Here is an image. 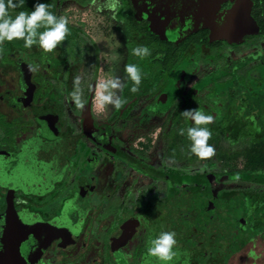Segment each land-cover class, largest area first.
Returning <instances> with one entry per match:
<instances>
[{
    "label": "flooded vegetation",
    "instance_id": "af4514ba",
    "mask_svg": "<svg viewBox=\"0 0 264 264\" xmlns=\"http://www.w3.org/2000/svg\"><path fill=\"white\" fill-rule=\"evenodd\" d=\"M63 1L26 0L23 6L31 12L41 2L55 14ZM120 5L114 18L124 31L120 64L138 65L142 82L131 92L124 72L127 86L120 95L126 102L106 122L91 113L99 50L85 25L78 26V11L68 20L65 41L52 52L25 48L18 39L0 44V264H164L147 253L149 240L163 231H174L177 241L167 264H231L240 257L239 264H264V147L260 161L241 168L219 171L203 162L196 170L187 165L174 170L167 161L150 162L129 142L133 137L113 131L148 91L158 90L150 106L153 114H163L171 106L195 104L167 96L166 90L188 94L212 73L224 81L231 77L224 67L231 61L245 60L240 74L259 66L264 73V0H120ZM138 45L148 46L151 55L134 56ZM242 47L248 52L231 60L228 53ZM196 48L203 55L194 54ZM201 59L211 61L212 70L182 91L180 81ZM29 64L39 70L30 71ZM77 75L83 110L68 98ZM211 85L199 87L197 95ZM215 103L220 119L225 103ZM172 113L171 122L182 116ZM233 120L258 123L256 140L246 141L264 142V112ZM185 192L202 206L201 226L183 209ZM249 227L256 230L252 237ZM204 238L214 244L206 247ZM224 239L235 249L222 252Z\"/></svg>",
    "mask_w": 264,
    "mask_h": 264
},
{
    "label": "rangeland",
    "instance_id": "374dc122",
    "mask_svg": "<svg viewBox=\"0 0 264 264\" xmlns=\"http://www.w3.org/2000/svg\"><path fill=\"white\" fill-rule=\"evenodd\" d=\"M25 1L14 0V3H17L18 6L15 9L10 8L9 12L14 11L19 13L20 11H29L23 6V4H26L24 3ZM61 4L62 8H59L55 14L57 16H65L68 20H71L74 19L73 14H77L74 12L78 11V15H80L77 19L78 26L85 25V28L90 31V34L94 36L98 44L99 72L97 73L95 86L100 80L105 78L120 77L121 80L124 79L125 65L124 63L123 65L120 63L124 59L126 48L120 49L123 43L122 35L124 31H122L119 22L114 21L115 19H113L112 14L108 11L97 12L95 7L90 6V0H81V2L79 0H65ZM204 52L201 48H196L193 51L194 54L201 55ZM247 52L248 49L242 47L228 54L232 60L244 56ZM222 63L221 60L217 65ZM213 66L209 60L201 59L198 61L194 66V70L180 81L179 84L182 91H186L195 81L206 75L212 70ZM205 91L206 89L202 91V94ZM157 93L158 90L156 89L142 95L136 104L126 113V116L119 119L113 128L114 133L126 140L133 137L129 139V142L133 143L132 146L136 149L142 150L141 152L145 154V157L150 162H155V165H157V162L162 161L165 163L167 161V164H171L174 170H178L182 165H187L188 168L196 170L201 163L207 162V166L211 169L226 171L249 165L254 160H261L260 157L263 156L261 148L264 147V142L251 143L245 140L232 143L223 137L208 141V144L215 148V154L211 158H198L190 152L189 146L191 142L187 139V136L179 134V125L184 123V117H179L176 122L170 121L174 106H171L163 114H153L150 102ZM115 110L110 105L103 110L100 109L95 91H93L91 113L96 119L101 122L111 120L114 117ZM183 198V209L185 211L189 210L190 214L194 216V225L201 226V224L197 223L199 220L197 218H201L204 214L202 206L195 200L193 193L185 192ZM247 231L248 236L251 237L256 233V230L250 227ZM245 240L246 238H242L238 243H244ZM213 241V238H204L202 239V244L206 247L212 246L214 244ZM222 242V252L224 248L228 252L231 249H235V247H228L225 239ZM240 259L241 257L234 258L231 264H239Z\"/></svg>",
    "mask_w": 264,
    "mask_h": 264
},
{
    "label": "clouds",
    "instance_id": "9594fccd",
    "mask_svg": "<svg viewBox=\"0 0 264 264\" xmlns=\"http://www.w3.org/2000/svg\"><path fill=\"white\" fill-rule=\"evenodd\" d=\"M17 3L14 0H0V44L14 39L23 40L25 48L38 45L45 53L52 52L65 41L69 34L68 19L65 16H57L49 11V6L45 3L37 2L31 12L20 11L14 17L9 13V9H15ZM90 6L95 7L97 12L108 11L113 19L120 10V0H90ZM41 29H43L41 31ZM132 54L141 59L151 55V50L146 45H138L132 49ZM29 70L37 72L38 65L29 64ZM126 79L131 81L130 91L135 93L139 90L142 82V73L138 65L126 64L124 67ZM82 77L77 75L73 78V90L69 94V99L78 109L83 110L86 101L84 99V89L82 88ZM126 83L120 77H111L100 80L95 89L96 99L100 109H105L109 105L119 110L125 104V99L119 94L126 87ZM181 115L186 121H191L192 125L179 129L180 135L187 136L190 143V152L200 159L211 158L215 154L214 146L208 144L211 138V131L205 127L214 122V116L205 114L199 108L185 109ZM174 231H163L158 236L148 242L147 253L156 257L164 264L172 261L176 253L174 252L177 243Z\"/></svg>",
    "mask_w": 264,
    "mask_h": 264
},
{
    "label": "trees",
    "instance_id": "16d2710c",
    "mask_svg": "<svg viewBox=\"0 0 264 264\" xmlns=\"http://www.w3.org/2000/svg\"><path fill=\"white\" fill-rule=\"evenodd\" d=\"M13 17L16 14H11ZM245 64V60L231 61L224 65L231 77L219 81L217 78L221 74H210L205 79L200 81L198 87L192 89L188 94H181L174 88L172 90H166L165 94L168 96L171 94L173 97L178 95L180 99L186 101L195 100V104L178 105L173 110L175 117L181 115V111L185 109L199 108L205 112L214 116V122L206 125L211 131V138H219V135H225L232 142L256 140L254 138V132L258 131L256 126L258 123L243 122L239 120H233L242 115H256L264 112V73L262 67H258L253 70L252 73H238L237 69L241 68ZM212 83L208 92L205 95H197L199 87ZM248 83H252L251 89L247 86ZM221 100L225 103V110L220 119H216L218 115L216 100ZM192 122L186 121L179 127L186 128L191 126ZM186 136V134L184 135Z\"/></svg>",
    "mask_w": 264,
    "mask_h": 264
}]
</instances>
